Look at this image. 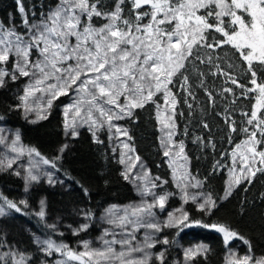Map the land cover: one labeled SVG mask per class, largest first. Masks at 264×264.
I'll return each instance as SVG.
<instances>
[{
	"label": "snow or ice",
	"instance_id": "6c2138e0",
	"mask_svg": "<svg viewBox=\"0 0 264 264\" xmlns=\"http://www.w3.org/2000/svg\"><path fill=\"white\" fill-rule=\"evenodd\" d=\"M16 7L26 31L19 33L15 25L6 26L0 21V87L5 86L6 78L11 81L20 77L29 78L23 95L18 97L20 104L17 107L22 108L26 114L37 112L38 119L47 118L44 113L51 109L53 102L59 97L74 93L72 102L64 106L65 135L70 133L72 137L79 135L78 128L83 125H88L90 130L107 125L118 135L127 136V129L116 126L113 121L132 117L134 109L142 108L149 101L155 103L154 95L163 92L165 104L171 109L170 114L166 116L158 112L160 123L167 128L166 138L161 141L165 149L163 155L182 157L187 162V156L183 155V141L172 143L177 127L176 106L181 102L177 99V94L169 88L173 79L176 78L179 88L187 93L182 99L191 109L193 105L187 103L188 100L195 99L187 74L191 71L196 72L201 81L200 87L205 90L211 103H215V99L204 83L205 77L224 75L232 84L244 89L243 85H239L229 72H225L215 62L220 59L219 56L205 54L201 57V48L215 50L225 44L232 45L239 51L243 60L247 61L249 70L252 69L254 61L264 65V0H231L230 3L228 0H175V3H172V0H128L127 4L125 0H115L111 10L106 9L102 0H57L55 7L41 13L39 23H30L29 17H35V13L26 9L24 0H16ZM125 8L128 9L127 13ZM146 8L149 10H145ZM200 9H206L203 15L197 14ZM238 9L250 14V22L246 23L241 15H237ZM226 16L231 17L229 23L238 25V28L226 30L223 26V17ZM94 17L107 22L96 27L92 23ZM209 17H214L215 22L209 23ZM145 18H148V23H143ZM173 21L176 23L172 30L165 31L161 27ZM213 29L222 33L224 38L216 40L214 37L205 36L206 31ZM73 38L75 43L72 42ZM10 61L11 70L7 68ZM197 61L205 65L204 71L199 69ZM208 65L216 71L213 72ZM251 75V84L255 87L244 89V92L255 91L258 95L255 97L253 110L250 113H242L248 117L246 123L251 126V131L248 128L240 129L248 137L242 145H236L237 150L243 147L240 152L243 166L239 173L230 170L226 196L241 180L251 182L256 172L264 173V167H256L257 163L264 164V150L257 151V145H264V82L257 83L255 71H252ZM225 91L232 92V89H223L221 94ZM37 100L42 103L33 107ZM157 107L159 108V105ZM225 119L228 120V117ZM229 123L230 130L236 132V122L229 120ZM203 127L207 128L208 125L205 123ZM258 134L260 139H257ZM93 135L95 137V132ZM0 144H7L3 135H0ZM8 147L17 155L8 159L6 164L0 160V167L10 168L15 160L26 152L28 156L40 157L43 164L56 168L55 160L50 161L42 157L35 148L25 149L20 144L19 133ZM66 147L67 145H64L60 151L63 152ZM123 148L129 152L134 151L128 143H123ZM173 148L178 151L173 153ZM236 156L237 151H233V168ZM127 161L126 163L125 154L121 153L119 162L125 164L123 178L133 182L141 181L138 185L141 195H150L152 202L144 201L122 209L113 205L106 209L108 223L121 229L123 238L116 239L114 231L105 229V235L112 236V239L101 237L102 248H92L89 241H84V251L77 252L68 245L57 244L51 239L38 241L43 244L41 250L47 255L51 256L56 252L65 257L56 264H68L69 261H79L80 264H150L153 255L159 264H165L166 248L155 254L149 250L157 243L169 245V239L164 237L162 240H156L145 234L142 241H137L135 233L141 227L151 229L153 233L162 232L165 228H176V234L179 235L185 228L201 226L222 233L225 242L238 236L237 232L224 223L209 224L202 220L190 219L189 213L183 207L168 212L164 221H146L145 217L155 220L153 209L165 210L171 194H157L154 191L158 186L156 181L160 178H150V170L144 167L139 156H128ZM136 162H140V171L130 176L136 168ZM172 162L170 160V164ZM173 172L175 174V167ZM16 175L20 173L16 172ZM189 176L187 169H182V174L176 176L183 203L192 201L205 216H211L213 209L217 207L216 200L212 198L211 193L190 192L189 188L199 189L202 182L197 180L192 183ZM47 178L49 183L54 182L51 173L47 174ZM25 179L28 182L40 179L34 172V166L27 169ZM25 190L27 191V187ZM43 206L44 201H41V210L38 213L41 218L45 215ZM6 209H14L17 212L21 210L17 203L0 194V216L5 214ZM84 215L91 219L90 213ZM88 226L87 223L82 224L77 231H84ZM116 245L120 246L119 250ZM206 251V246L200 245L186 249L184 256L189 260ZM28 260L29 257L25 253L11 247L7 252L0 254V264H27ZM228 264H264V257L254 259L250 251L243 256L231 253Z\"/></svg>",
	"mask_w": 264,
	"mask_h": 264
},
{
	"label": "trees",
	"instance_id": "16d2710c",
	"mask_svg": "<svg viewBox=\"0 0 264 264\" xmlns=\"http://www.w3.org/2000/svg\"><path fill=\"white\" fill-rule=\"evenodd\" d=\"M228 2L230 3L231 0ZM56 3L57 0H24L26 9L35 13V17H29L30 23H39L41 13H46L50 7H55ZM102 3L107 10H111L115 0H102ZM125 3L127 4L128 0H125ZM172 3H175V0H172ZM205 11L206 9H200L197 14L203 15ZM236 11L237 15H241L248 23L246 20L250 14L243 9ZM125 12H128L127 8ZM223 20L226 30L237 28L236 25L229 23L231 17H223ZM0 21L6 26L15 25L19 33L26 31L16 7V0H0ZM208 21L214 23L215 18L209 17ZM105 22L106 20L99 17H94L92 20L96 27L102 26ZM148 22V18L143 21V23ZM171 25L173 22L161 27L169 31ZM205 36L214 37L216 40L224 38L222 33L214 29L206 31ZM195 51L194 49V54ZM205 54L219 56L220 59L215 62L225 72H229L239 85H243L244 89L255 87L251 84L252 71L256 72L257 83L264 82V65L254 61L252 69L249 70L247 61L243 60L239 51L232 45L225 44L215 50L201 48V57ZM196 63L201 71L205 70L204 64L198 61ZM7 66H10V63ZM207 67L212 68L211 65ZM212 71L215 72L216 69L212 68ZM187 74L195 96L194 100L187 101L193 105L191 109L182 99L187 93L179 88V81L174 78L173 84L169 85L170 90L177 94V99L181 100L176 106L177 127L173 137L175 141H183L188 158V172L202 182V190L211 193L217 207L213 209L211 216H205L195 203L189 201L184 205V210L189 213L190 219L202 220L209 224L224 223L237 232L238 236L225 242L223 234L215 229L193 226L183 229L177 235V229L170 228L165 231L170 241L167 245L165 264H175L179 258V248L199 243L206 246L207 251L196 257L193 264H225L227 252L230 250H236L240 254H249L250 251L253 258L258 259L264 255V173L256 172L251 182L242 181L226 196L227 174L232 166V152L236 149V145L242 144L248 138L240 129L248 128L251 131V126L246 123L248 117L242 113H250L253 110L258 93L255 91L245 93L244 89L232 84L224 75H212L204 79L205 85L212 91L215 99V103H211L205 90L200 87L201 81L196 72L191 71ZM25 82L27 77H20L16 81L6 78L5 86L0 87V117H2L0 127L14 129L19 133L20 140L26 148H35L42 157L50 161L55 160V169L49 164L45 165L63 183L28 184L26 191L25 184L14 178L11 173H0V194L17 203L21 209L19 212L8 209L13 211L9 214V217H13L11 221L13 223L7 225L15 228L17 222L23 221L33 230V236L34 233L37 235L36 238L51 239L57 244L63 243L71 249H78L79 243L96 234L95 221L103 207L133 203L137 199V192L133 184L123 178L122 166L116 159L106 127L99 128L95 137L81 127L78 131L79 135L71 138L67 147L61 152L60 149L66 145L68 137L65 135V120L60 113L59 105L64 103L67 96H61L53 102L51 109L46 113V119H34L32 116H26L24 110L17 107L20 103L18 96L23 91ZM228 88H231L232 92L225 91L221 94L223 89ZM153 100L155 103L149 101L142 108L134 109L132 117H125L122 123L127 129L128 137H131L129 142L132 149L150 170V174L159 177L161 181H167L165 187L171 193L167 206L175 207L180 202L177 191L169 180V170L166 157L163 155L160 128L156 117L159 96ZM226 116L228 120L225 119ZM229 120L236 122V132L230 130ZM205 123L208 125L207 128L203 127ZM185 129H187L186 134ZM257 139H260L259 134ZM257 146L258 151L264 150V145ZM21 190L26 193L23 198L26 202L24 204L19 200ZM41 201H44L43 218L38 215ZM65 211L82 215L81 222L85 217L84 213H90L91 219H87L92 222L86 230L77 231L79 227L76 224L73 222L70 224L61 217L66 214ZM67 224L73 226L72 231ZM0 236L2 237L3 233H0ZM33 236L16 235L12 243L14 250L23 252L29 257L27 264H37L36 261L39 259L42 264H54L60 253L54 252L51 256L43 253L44 257L41 258L40 248L36 247ZM0 245H3L0 247V254L8 251L1 238Z\"/></svg>",
	"mask_w": 264,
	"mask_h": 264
},
{
	"label": "rangeland",
	"instance_id": "374dc122",
	"mask_svg": "<svg viewBox=\"0 0 264 264\" xmlns=\"http://www.w3.org/2000/svg\"><path fill=\"white\" fill-rule=\"evenodd\" d=\"M250 20H251V17H250V15H248V18H247L246 21L247 22H250ZM175 23L176 22L173 21V25H171V28L169 29V31L174 28ZM236 26L238 28V25H236ZM164 30L166 31V29H164ZM72 42L75 43V39L74 38H73ZM9 63H10V66H7V68L9 70H11V68H12V62L10 61ZM28 79L29 78H27V82H25L24 85H26L28 83ZM20 95H23V91L21 93H19V96ZM156 96H159V103L157 102V105H159V108L156 106V117H157V121L159 123L160 136H161V141H162L163 139L166 138L167 128L160 123V116H158V112L160 113V115L166 116V115L170 114L171 109L165 104L163 92L156 93L154 95L153 99ZM74 98H75V94L74 93H71L64 100V103H62V104L59 105L60 113L63 116H64V106L67 105V104H69V103H71ZM121 102L123 103V97H121ZM40 103H42V101H38L37 100V101H35V104H33L32 106L35 107L36 105H39ZM166 109H167V111H166ZM49 110L50 109H48L46 111V113ZM46 113H44V114H46ZM25 115L28 116V117L32 116V118H34V119H38L37 118V112H35V111L29 112L27 114L25 113ZM70 117H71V114L69 115V118ZM123 119L114 120L113 123L116 126H118V127L126 128L124 126V124L122 123V120ZM64 120H65V116H64ZM81 127L82 128H85L86 131L90 132L92 134V136H94L93 135V132H95V135H96V132L99 129V128H96V129L90 130L89 127H88V125H83V126H80L78 128V131H79V129ZM104 127H106V129H107L108 137L110 139V142L112 143L113 149H115L116 159H117L118 162L121 159V153H124L125 154V162L126 163L128 162L127 161V157L128 156H132L133 158L135 156H138L134 151L129 152L128 149H124L123 148V143H128L129 146H130V148L132 149V146H131V144L129 142V139H128V135L127 136L118 135L117 133H115V130L114 129H111L110 130L107 127V125H105ZM0 130H2V132H0V135H3L6 138V141H7V144H0V160H3L5 162V164H6V162H7L8 159H11L13 156H16L17 155L16 153H12L10 151V148L8 147V145L10 144V142L15 138V135L17 134V132L14 129H12L10 127H5V126H1L0 127ZM67 137H68V142H66V145L69 143V141H71V138H74V137L71 136L70 133L67 135ZM172 143L173 144H176V143H178V141H175V139L173 137ZM20 144L23 145V143L21 142V140H20ZM257 148H258V146H257ZM25 149H27V148L25 147ZM163 151H165L164 147H163ZM172 151L174 153L175 151H178V149L173 148ZM234 151H237V156L235 158V167L233 168V157H232V166L229 169L228 174H227L226 191H228V184H229V179H230L229 178V172H230V170L239 173V169L243 166L242 165V162H241V157H240V152L243 151V147H241L239 150L235 149ZM257 151H258V149H257ZM183 155H186L185 151H184V154ZM170 160L173 161L171 164H170ZM140 161L143 162L141 159H140ZM187 162H188V160H187ZM187 162H185L182 157H180V158H176L174 156H172V157H166V163H167V167H168V170H169V180L171 182V185L177 191L180 204L178 206H175V207H168L167 206V203H166L165 210H160L159 208H155V209H153V211L155 212V220H152L151 218L145 217V220L146 221H148V222H161V221H164L166 219V216H167V213L168 212H171V211H173L175 209H179L181 207H183V209H184L185 203H183V200L181 199V195L182 194H181L180 188L177 187L176 176L182 174V169H187V172H188V169L189 168H188V163ZM143 165H144L145 168H147L144 163H143ZM259 165H262L263 166L264 164L257 163L256 164V167H258ZM30 166H34V172H35V174H38L40 176V179L38 181H35V182H28V181H26L25 177L27 175V169ZM121 166H122V173H123L125 171V164H121ZM174 167L176 168L175 174L173 172V168ZM138 171H140V162H136V168H134L132 170V173H130V176L133 175V174H135ZM3 172H9V173H11V175L14 178H18L23 184H25L26 187H27L28 184L32 185L34 183L38 184V183H42V182H43V184H46V185L47 184L56 185V184H62L63 183V181H61L56 176V174H54L52 171H50L48 169V167L45 164L42 163L41 159H39L38 157H36L34 155L32 157H30V156L27 155L26 152H25L24 155H20L15 160V162L12 164V166L10 168H8V167H0V173H3ZM16 172H19L20 175H16ZM48 173H51L52 174L53 179H54V182L53 183H49L48 182V178H47V174ZM152 177H154V176H152L150 174V178H152ZM189 179L191 180L192 183H195V181H197L191 175L189 176ZM128 181L130 182V184H133V186H134V188H135V190L137 192V199H136V201L133 202V203H130V204H125V205L111 204V205H107V206H105V207H103L101 209L100 214H99V217L95 221V227L97 228L96 229V234L93 237H91V238L85 239V241H89L90 242V246L92 248H102L103 247V243H102L101 237H103L104 239H112V236L105 235V229L109 230V232L114 231L116 233V239L123 238V233L121 232V229L116 228L114 225L108 223V217L106 216V209H109L113 205H116V206H118L119 208L122 209L124 207L129 206V205L141 204L144 201H147L148 203H151L152 202V197L150 195H143V196L141 195V192L139 191V188H138V185L142 183L141 181L133 182L131 179L128 180ZM242 181H244V180H241V182ZM156 183H157L158 186L154 189V191L157 194H163V193H169V194H171L170 193V190L165 187V183H163V184L161 183V180H157ZM235 187H236V185H234L231 188L230 191H232ZM189 191L190 192H197V191L204 192L201 187L199 189H197V188H189ZM25 195H26V193L24 192V190H21V195H19V200L23 201L24 200L23 198L25 197ZM170 196L171 195H169L168 199L170 198ZM167 202H168V200H167ZM11 212L13 213V211H10V210L6 209L5 214L2 215V216H0V218H2L1 219L2 221L0 222V233H3V236L2 237L0 236V238L2 239V241L4 243V246L8 250H9V247H11L14 250V245H12V243H14V239L13 238L16 235H21V236L27 237V234H28L31 237L33 236V230L30 228V226H28L27 224H25L23 221L17 222L18 224L16 223V227L15 228H13V227L11 228V227H9L7 225L8 223H10L11 225L13 223V222H11V221H13V217L12 216L9 217V214H12ZM64 213H66V214L63 215V216H61V217H63V220L64 221H69L70 224H71V222H73L79 228H80V225H82V224L87 223L89 225V223L92 222V221L88 220L86 217H84L83 222H81V219H82L83 216L82 215H79V214H73V213L70 214V213H67L66 211ZM120 214H122V213H120ZM67 225H69V224H67ZM69 227L71 228L69 230L72 231L73 230V226L69 225ZM130 230L131 229H129V231ZM167 230H170V228H165L162 232H159V233H153V230L141 227L135 233L136 240L137 241H142L144 239V237H145V234L151 235L153 239L162 240L164 237H166L165 231H167ZM33 237H35L34 238L35 239L34 243H35L36 247L37 248H40V251H39L40 254H39V256L42 258V257H44V255H43L44 252L41 250L43 248V244L39 243L38 241H45V240L36 238L37 235L35 233H34V236ZM83 242L82 243H79L77 245L78 249H75L74 248L72 250L77 251V252L84 251ZM200 245H201L200 243L199 244H189V245L183 246L182 248H179V251H178L179 258L176 260L175 264H193V260L196 257H198L199 255H197L196 257L191 258L189 260H186L185 259V256H184V252L188 248H194V247L200 246ZM116 248H117V250H119L120 249V246L119 245H116ZM165 248L168 249V246L167 245H162L160 243H157L156 246L154 248L150 249L149 251H151L153 254H155V253L160 252L161 250H164ZM166 253H167V251L165 252V257H166ZM231 253H235L237 256H243V255H245V254H240L236 250H230L229 252H227L225 264H228V260L230 259ZM59 255H60V257L57 258V259H55L54 264H56L57 261H63L65 259V257H62L61 256L62 255L61 253ZM137 255H139V254H137ZM55 257H56V255H55ZM262 257H264V255ZM36 262H37V264H42L41 259H39ZM71 263H73V261L72 262L71 261L68 262V264H71ZM150 264H159V261L156 260L155 255H153V259L150 262Z\"/></svg>",
	"mask_w": 264,
	"mask_h": 264
},
{
	"label": "water",
	"instance_id": "95a60500",
	"mask_svg": "<svg viewBox=\"0 0 264 264\" xmlns=\"http://www.w3.org/2000/svg\"><path fill=\"white\" fill-rule=\"evenodd\" d=\"M72 262V261H71ZM73 262H79V261H73Z\"/></svg>",
	"mask_w": 264,
	"mask_h": 264
}]
</instances>
